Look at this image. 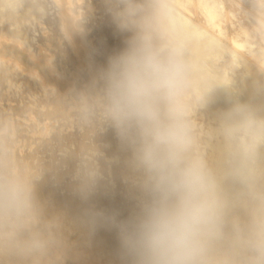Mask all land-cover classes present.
<instances>
[{"label":"rangeland","instance_id":"374dc122","mask_svg":"<svg viewBox=\"0 0 264 264\" xmlns=\"http://www.w3.org/2000/svg\"><path fill=\"white\" fill-rule=\"evenodd\" d=\"M43 1L47 8L41 13ZM9 2L0 0V35L40 50V57L50 58L71 79V88L52 94L18 70L4 79L1 72L10 64L0 59V193H20L15 205H3L0 198V264H151L144 243L147 225L175 196L167 172L147 163L151 127L117 118L112 94L118 61L132 54L176 55L177 42L190 29L197 32L186 40L193 57L178 88L157 101L159 119L167 123L175 111L186 122L190 143L185 161L201 162L215 180L216 198H222L216 229L223 238H213L216 229L206 238L199 264H244L243 255L234 258L223 250L238 252L247 232L264 221V66L258 61H264V0H71L70 19L86 31L89 67L78 65L64 38L55 0ZM160 9L185 18L189 30L179 28L167 36L165 26L156 27ZM111 23L120 24L116 35L108 37ZM131 26L156 33L142 42L127 30ZM6 43L0 49L10 47ZM250 64L263 75L249 76ZM226 66L208 86L223 87L211 101L200 85ZM256 130H261L258 139ZM241 144L245 149L236 152ZM218 155L224 160L220 171ZM47 210L52 215L63 211L64 220L49 225ZM261 239L255 236L251 246ZM257 261L252 255L249 264Z\"/></svg>","mask_w":264,"mask_h":264},{"label":"clouds","instance_id":"9594fccd","mask_svg":"<svg viewBox=\"0 0 264 264\" xmlns=\"http://www.w3.org/2000/svg\"><path fill=\"white\" fill-rule=\"evenodd\" d=\"M112 105L117 118L138 119L152 129L147 163L168 174L175 202L157 212L144 234L151 264H199L206 238L216 229L220 207L215 180L199 161L186 162L190 143L186 122L175 111L159 119L157 101L169 98L185 71L179 55L132 54L118 61Z\"/></svg>","mask_w":264,"mask_h":264},{"label":"bare ground","instance_id":"6f19581e","mask_svg":"<svg viewBox=\"0 0 264 264\" xmlns=\"http://www.w3.org/2000/svg\"><path fill=\"white\" fill-rule=\"evenodd\" d=\"M30 1L32 3L34 0H30ZM55 1L58 4V7H59V10H60V13H61L63 22H64L63 23V27H62L63 36L69 42L70 47H71L74 55L77 58L78 65H80L82 67H89V66H91V64H92V58L90 57V54L88 52V44H87V42L85 40L86 31L82 30V28L81 29L80 28L78 29V27L75 26V22L74 21H71V19H70V10H69L68 5H69V3H70L71 0H55ZM11 3H12V0H10L9 4H11ZM30 6H32V5H30ZM150 6H149V8H150ZM46 8H47V3L45 1H43L38 6V10L41 13H43ZM147 8H146V10H148ZM30 10H31V7H29L27 9L26 13H29ZM146 14H147V16L145 15L146 17H148V16L150 17L149 12H147ZM146 19H148V18H146ZM139 22H140V20H139ZM119 24H114V25L112 24L113 26H111V28H110V34L108 33V37H113V36L116 35V29L119 26ZM127 24L129 25V22ZM151 24H148V25H151ZM133 26H134V24H133ZM162 26H165L164 31H163L165 34L166 33H169L170 34L173 30H176V29H179V28L182 29V30H184V29L189 30V25H188L187 20L185 18H182L180 16L174 17L172 15H167L163 10L161 11V9H160L157 12V24H156V27H159L160 28ZM148 27H150V26H148ZM140 28H142V27H140ZM149 29H152V28H149ZM127 30L129 32H131L132 34H134L136 37H138L142 42L143 41L148 42L150 39L152 40L153 34L156 33L153 30H151L150 32L147 31L145 33L144 32H139L137 29L132 28V26H131V29L129 28ZM156 30L158 31V29H156ZM159 31H158V33H159ZM161 31H162V29H161ZM189 32H190V35H188V33L186 34V32L183 31L184 34L181 35L179 42H177V44L180 45L178 47L179 48V52L177 54L179 55V58L182 60L184 66L189 62L190 58L193 57L192 50L188 47L186 40L188 38L190 39L191 37L192 38H195L197 36V32L193 31L192 29H190ZM158 33L156 34V36H158ZM159 36H161V35H159ZM122 39L126 40V42L128 40H130L129 36L126 33L124 34V36L122 37ZM168 39H169V37H168ZM132 40L134 41V39H132ZM133 41H132V43H133ZM6 42L9 43L10 47L0 49V59H6V60H8L9 61V64H10V67L5 68V69L2 70V72H1V77L2 78L9 79V77L11 75V72L13 70H18V71H21V72L25 73L30 78L37 80L38 83L44 89L48 90L52 94L66 93L71 88V84H70V80L71 79L66 75V73L62 70V68H59L58 66L54 65L50 61V58H48V57H40V55L42 54L40 50H38L37 52L36 51H31L25 45V43H23L20 39L14 38V39H11V40H6L2 35H0V46H2V44L3 43H6ZM126 42H124V43H126ZM124 45L125 44H123V46ZM216 45L219 46V43H217ZM130 46H132V45H130ZM148 46H149V44H148ZM125 48H126V46H125ZM162 48H163V46L159 47V50H161ZM133 49H135V48H133ZM165 53H167V52H165ZM169 53H171V52H168L166 58L171 57V56L174 55V53H171V54H169ZM161 57H163V55ZM233 57L236 58V54L235 53H233ZM215 58H217V57H215ZM35 60H39V61L34 62ZM258 61L260 62L259 63L260 65L264 66V61L263 60L260 59ZM30 62H34V63L31 64ZM231 63H233V58L231 60ZM226 68H227V66L224 67L221 70H215V71H213L211 74H209L207 76L206 84L205 85L204 84L200 85L204 89V91H205L204 93L207 94V96L209 97V100H211V101H212V97L214 96V94L217 93V92H221V90H222L223 87H219L217 90H208V86L214 80V78L218 74L224 72L226 70ZM93 74L94 75L96 74V70H93ZM262 75L263 74L261 73V70L260 71L259 70H256V68L253 65L250 64L249 76H253V77L257 78V77H260ZM51 77L53 78V80H51ZM235 79H236V77H235ZM193 82L194 81L192 80V77L191 78H188L187 83H189L190 86L193 84ZM261 91L264 92V88H262ZM231 114L232 113L229 110L228 113H227V116L228 117H227V121L226 122H229L230 121ZM218 127H220V126H218ZM260 135H261V130H256V132L254 133V137H255L254 139H258ZM244 149H245V147L243 146V144H241L236 149V152H241ZM217 158H218L219 163L216 161L217 162L216 164H220V166H219L220 169L218 170V171H220L222 169L221 165L223 164V161L224 160H223V157L221 155H218ZM257 158H258V161H260L259 163H262L263 162V156H262L261 153L257 156ZM239 171H240V169H239ZM253 175H255V177L257 176L256 174H253ZM239 188H240L239 186H236V189L238 191H239ZM253 188H254L253 181L251 180L250 193L253 191ZM0 198H2L3 205H15V204H17L20 201V193H17V194H14V195H9L8 192L7 193H3V194L0 193ZM217 200H218L219 206L222 205V198L221 197H218ZM33 201H34V203H38L39 202V199H35ZM247 215H246V217H247ZM64 216H65V213L63 211H61V213L59 215H52L51 212L49 210H47L46 214L44 215V218L47 220V222L49 223V225H52L53 226V225L58 224L62 220V218ZM102 223H105V221L102 222ZM63 227H64V225H63ZM65 227H67V226H65ZM142 229H144V228H142ZM3 230H5V229H3ZM74 231H75V229H74ZM239 231H240V228L235 229L234 235L237 234V233H239ZM7 233H9V232H6V234ZM79 234H81V233L79 232ZM247 235H248V239L238 249V252H236L233 247H231V248L230 247H227V248H225L223 250V255H225V253H228V252H230L229 255L233 253L232 255H233L234 258L237 255H243V257L245 258L244 264H249V259L253 255L258 260L257 261V264H264V243H263L264 240L261 239L260 243L257 246H254V248L251 246V240L255 236H258V235L259 236L260 235H263L264 236V221L261 222V224L256 225L255 228L250 229L247 232ZM213 238H215V240H221L223 238L222 232L221 231L219 232V230L216 229L215 230V233L213 235ZM84 241L85 240H83V242ZM85 242L87 244L88 241H85ZM89 243H90V241H89ZM87 245L89 246V244H87ZM12 263H14V262H12Z\"/></svg>","mask_w":264,"mask_h":264}]
</instances>
